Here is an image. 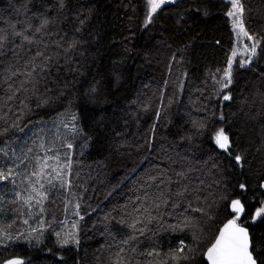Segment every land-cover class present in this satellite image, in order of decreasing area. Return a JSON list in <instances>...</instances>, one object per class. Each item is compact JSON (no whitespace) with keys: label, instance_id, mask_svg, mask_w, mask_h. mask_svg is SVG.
<instances>
[{"label":"trees","instance_id":"obj_1","mask_svg":"<svg viewBox=\"0 0 264 264\" xmlns=\"http://www.w3.org/2000/svg\"><path fill=\"white\" fill-rule=\"evenodd\" d=\"M241 2L257 55L225 89L235 44L226 0L154 13L147 0H0V152L30 122L64 112H78L83 129L38 237L0 206V221L14 223L11 238L0 233V264H177L180 241L188 258L178 264H207L236 199L264 264V0ZM71 201L78 246L55 237Z\"/></svg>","mask_w":264,"mask_h":264},{"label":"rangeland","instance_id":"obj_2","mask_svg":"<svg viewBox=\"0 0 264 264\" xmlns=\"http://www.w3.org/2000/svg\"><path fill=\"white\" fill-rule=\"evenodd\" d=\"M226 1L230 3V0ZM147 2L149 9H151L149 0ZM240 3L242 4L241 0ZM166 4L164 3L156 11L163 9ZM230 11H233L232 7H230ZM243 17L244 14L242 20ZM229 18L235 33V44L231 50L228 65L224 70L225 84H228V87L231 83H228V77L225 73L229 67H231L230 79L232 80L234 68L242 64L244 65L243 67L250 65L257 55V48L256 54H251V47L256 43V40L248 32L244 20V30L253 39H249L248 36L243 35L239 29L234 27L233 21L235 17L229 16ZM82 136L83 129L79 114L76 111H70L61 113L51 119H40L30 122L19 131L15 140L9 141L3 146L0 152V171L7 175L9 170H11V175L7 180H0V193L2 192L0 195L6 194L10 200L0 199V206L5 205L9 209L14 208V212L17 210L21 211V218L13 221H16V225L24 223L21 227H27L26 231L30 228V233L28 234L31 238L38 237L41 233L43 222L40 211L44 209L49 193L57 187L62 189L69 184L70 174L73 169V154ZM68 145H71V147H68ZM69 161L70 167L68 166ZM26 165L28 166L26 167ZM28 167L29 169L26 171ZM31 170L32 172H30ZM24 172H27V174ZM33 173L37 175H33ZM33 188L36 191H33ZM29 197H32V199L29 200ZM69 205H71L69 214L65 222L60 226L63 227L65 224V230L62 228L56 229L55 237L62 243L65 239H68L69 243L66 245L78 246L80 241L78 234L81 214L79 210L80 203L71 201ZM11 213L13 212L11 211ZM13 221L6 224L0 221V233L6 232L4 233L5 237L11 238L13 235V232L9 229V227L12 228ZM63 231H66V234ZM61 232L66 236H63ZM70 234L75 235V240H78V243L73 241V237Z\"/></svg>","mask_w":264,"mask_h":264},{"label":"snow or ice","instance_id":"obj_3","mask_svg":"<svg viewBox=\"0 0 264 264\" xmlns=\"http://www.w3.org/2000/svg\"><path fill=\"white\" fill-rule=\"evenodd\" d=\"M165 2L166 0H149L151 11L154 13ZM230 3L233 11H229L227 14L230 17H235V20L233 21L234 27L239 29L243 35L248 36L249 39H253L251 36H249L248 32L244 30V24L242 20L244 9L243 5L240 3V0H230ZM258 43L259 42L257 41L252 45V55L256 54ZM243 66L244 65L242 64L241 67ZM225 75L228 77V83H231V67H229ZM224 87H228V84H225ZM223 99L229 100L231 97L229 95H225ZM216 143L220 148L225 150L228 149L230 141L228 135L223 129H220V131L216 134ZM68 147H71V145H68ZM236 159L239 160L240 157H237ZM68 166L70 167V161ZM10 175L11 170H9L7 175L0 171V180H7ZM33 175L37 174L33 173ZM41 187H43V185H41ZM240 187L243 188L244 185H241ZM33 191H36V189L33 188ZM31 199L32 197H29V200ZM231 209L232 212L235 213V217L228 221V223L221 230L215 243L208 249L207 258L209 261H211V264H257V260L253 257V253L250 250L252 245L248 236V231L246 228L241 227L237 223V221L240 220L241 215L245 212V206L239 199H237L231 202ZM255 215L257 217L264 216V208L258 209ZM25 223H27V221H25ZM73 227H75V225H73ZM70 235L73 237V241L78 243V240H75V235ZM63 243L67 244L69 243V240L65 239ZM185 248L186 246L184 242L180 241L179 246L170 253L171 259L177 261V264L181 259L188 258L187 255H184ZM7 264H23V261L20 259H14L7 261Z\"/></svg>","mask_w":264,"mask_h":264},{"label":"water","instance_id":"obj_4","mask_svg":"<svg viewBox=\"0 0 264 264\" xmlns=\"http://www.w3.org/2000/svg\"><path fill=\"white\" fill-rule=\"evenodd\" d=\"M182 1H183V0H166L165 3L170 4V5H174V4H177V3L182 2ZM229 141H230V140H229ZM230 145H231V142H230V144H229V147H230ZM229 147H228V148H229ZM221 149H222V148H221ZM222 150H225V149H222ZM236 160H237V159H236ZM237 161L240 162L241 159H239V160H237ZM262 189L264 190V181H263V183H262ZM236 200H237V199H236ZM240 201H241V200H240ZM241 203L243 204L242 201H241ZM230 208H231V205H230ZM231 211H232V209H231ZM244 213H245V212H244ZM244 213L241 215L240 220L242 219ZM234 214H235V213H234ZM227 223H228V221H227V222H226V223L220 228L217 237L219 236L221 230L224 228V226H225ZM237 223H238L241 227H244V228L247 229V231H248V236H249V239H250V242H251V245H252V248H251L250 250H251L252 253H253V257L256 259L255 254H254V252H253V242H252V236H251V233H250L249 228H248L247 226L241 224V223L239 222V220L237 221ZM217 237H216V239H217ZM216 239L214 240L213 244L215 243ZM213 244H212V245H213ZM212 245H211L210 247H212ZM210 247H209V248H210ZM209 248H208V249H209ZM208 249H207V251H208ZM207 251H206V253H205V259H206L207 264H211V261H209L208 258H207ZM14 259H20V260L23 261V259H22V258H19V257L12 258V259H9V260H7V261L14 260ZM256 260H257V259H256ZM7 261H6L4 264H7ZM23 264H24V261H23ZM257 264H259L258 260H257Z\"/></svg>","mask_w":264,"mask_h":264},{"label":"bare ground","instance_id":"obj_5","mask_svg":"<svg viewBox=\"0 0 264 264\" xmlns=\"http://www.w3.org/2000/svg\"><path fill=\"white\" fill-rule=\"evenodd\" d=\"M214 142H215V141H213V143H214ZM217 149H218V148H217ZM27 166H28V165H26V167H27ZM29 167H30V166H29ZM29 167L26 168V171L29 169ZM24 171H25V170H24ZM30 172H32V170H31ZM24 173L27 174V172H24ZM79 193L82 194V192H79ZM80 194H79V195H80ZM83 194H84V192H83ZM83 194H82V195H83ZM85 194H86V193H85ZM85 194L83 195V197L86 196ZM77 195H78V194H77ZM82 195H81L79 198H81ZM76 199L78 200V198H76ZM82 199H83V198H81V200H82ZM84 200H86V199H84ZM82 201H83V200H82ZM19 212H21V211H19ZM90 214H91V213H90ZM22 215H23V213H22ZM87 215L90 216L89 214H87ZM88 216H87V217H88ZM87 217H86V219H87L86 221H88V218H87ZM79 219H80V218H79ZM82 219H83V218H82ZM82 219H81V220H82ZM79 221H80V220H79ZM81 222H82V221H80V223H81ZM82 223H83V222H82ZM82 223H81V224H82ZM64 225H65V224H64ZM64 225H63V227H60V226H62V225H60L59 228L64 229V228L66 227V226L64 227ZM79 225H80V224H79ZM80 226H82V225H80ZM64 230H65V229H64ZM66 230H67V229H66ZM60 231H62V230L60 229ZM78 231H79V230H78ZM63 232H64V231H63ZM61 233H62V232H61ZM64 233L66 234V231H65ZM64 233H62L63 236H66V235H64ZM63 236H62V237H63ZM64 238H65V237H64Z\"/></svg>","mask_w":264,"mask_h":264}]
</instances>
